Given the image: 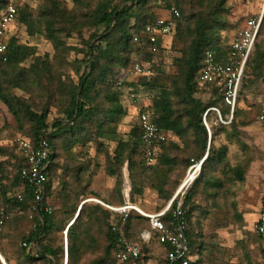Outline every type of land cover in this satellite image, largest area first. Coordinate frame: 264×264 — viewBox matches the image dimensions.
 Segmentation results:
<instances>
[{
    "label": "trees",
    "instance_id": "trees-1",
    "mask_svg": "<svg viewBox=\"0 0 264 264\" xmlns=\"http://www.w3.org/2000/svg\"><path fill=\"white\" fill-rule=\"evenodd\" d=\"M10 1L0 0V15ZM157 1L73 0L74 6L69 8L63 0H47L37 16L17 3L16 21L26 27L29 37L41 35L49 40L55 53L51 59L47 54L41 56L35 45L22 44L17 35H11L6 59L0 58V119L5 114L12 116L18 131L34 144L43 137L48 139L52 154L47 169L44 200L37 205L34 201V187L21 175L22 167L26 164L24 157L18 153L19 163L9 169L8 161H5L10 157L6 152L8 150L0 145V155L6 156L0 162V208L8 205L14 212L0 229V252L8 264L11 262L2 244L4 239L15 246L16 254L20 257L17 264H63L66 247L63 230L71 221L67 230V264H81L86 255L98 253L102 255H97L90 264H118L116 254L123 247L121 233L127 239L141 244L142 260L149 258L151 243L142 239V232L151 230L147 217L135 209L119 213L101 203L81 204V196L87 198L86 190L92 180L90 176L83 185L80 184V176L89 173L92 165L91 159H85L89 158L88 147L91 143L98 145L106 154L107 172L116 178L117 200L103 201L115 207L127 203L123 167L128 161L130 202L140 206L145 189L150 188L162 202L156 212L166 208L181 185L185 172L193 165L192 160L202 158L207 152L201 171L198 175V170V177H195L196 180L194 178L183 204L190 256H199L195 261L191 260L190 264H202L200 255L203 247L198 242V233L193 229L192 222L196 213H203L198 199L202 197L207 203L211 199L216 200L224 193L227 185L245 181L252 161L241 127L248 123L244 119L241 121L242 117H246L243 108L235 107L233 121L224 127H217L214 119L218 114L213 108L219 109L221 117L228 120L231 107L225 103L224 93L216 83L201 84L198 80L207 51H213L219 60L224 61L232 50L231 44L228 47L222 45L219 36V32L229 28L228 22L223 19L227 13L226 0H161L163 8L175 6L179 9L181 16L177 20L176 29L171 35L159 37L155 43L140 46L134 37L141 35L147 25L159 17L154 11V6L158 5H152V2ZM194 4L197 10L190 13ZM85 9L89 13L82 15L81 11ZM85 29H89L90 35L85 49L81 51L84 57L80 64L84 67L76 68L78 81L75 82L62 76V69L76 64L69 61L71 52L78 51L67 39L75 33L82 34ZM180 29L184 31L176 35ZM262 33L264 16L254 50L245 66L236 106L243 101L241 95L245 89L259 87L261 84L264 87V40L258 39ZM169 38H172L170 42ZM168 44L171 47L180 45L178 50L181 55L174 60L176 73L172 75L165 74L158 61ZM136 62L153 63L154 75L149 80H138L136 84L122 81V86L118 85L119 80L112 81L92 75L102 64L128 69ZM126 86H131L132 91L137 93L156 92L150 110L156 124L169 137L159 143L160 154L150 164L145 160L139 123L125 135H121L118 130L120 122L127 115L121 104ZM14 89L39 97L40 104L16 95ZM52 108H57L58 112L53 120L50 119ZM205 121L211 130V142ZM2 128L0 123V131ZM218 135L225 137V142L219 147L215 144ZM172 136H177L180 143L170 139ZM57 142L68 160L64 169L75 178L76 189L79 190L74 196L76 189H72L68 181L61 182L57 193L62 197V207L58 211L48 201L53 195L52 178L57 171ZM109 142L116 143L113 152L110 151ZM234 145L239 146L242 158L232 165L228 159L231 146ZM79 146L85 151L84 155L80 156L76 152ZM76 164L78 167L69 168V165ZM219 172H222L223 177ZM18 192H22L23 201L17 198ZM47 205L51 206V212L45 211ZM176 205L174 202L162 217L167 225L172 223ZM24 222L32 224L27 231L24 230ZM134 225L140 226L137 238L130 235ZM115 226L119 232L113 231ZM158 234L154 233L157 242ZM258 238L261 241L259 234ZM24 242H36L38 255H35L34 249L25 247Z\"/></svg>",
    "mask_w": 264,
    "mask_h": 264
},
{
    "label": "rangeland",
    "instance_id": "rangeland-1",
    "mask_svg": "<svg viewBox=\"0 0 264 264\" xmlns=\"http://www.w3.org/2000/svg\"><path fill=\"white\" fill-rule=\"evenodd\" d=\"M46 1L47 0H18L21 7L26 8L35 16L38 15L40 7ZM63 1L67 3L69 8L74 6L73 0ZM161 3V0L152 2L153 6L158 5L154 6V11L157 16H162L169 10L163 8ZM225 6L227 13L224 15L223 19L228 22L229 28L219 32V36L221 38L222 45H224V47H228L236 33L244 26L247 19L259 16L261 14L264 16V0H226ZM196 10L197 5L194 4V8L189 11L190 13H194ZM81 13L82 15H85L88 14L89 11L88 9H85L82 10ZM183 31L184 30L182 29L177 30L176 35H180ZM13 32H15V35L19 37V40L22 44L35 45L38 49L39 55L45 56L47 54L49 55L50 59L54 55L55 49L49 40L41 35L29 37L26 33V27L20 24L18 21L13 23ZM89 35V29H85L82 34L75 33L73 37L67 39V42L70 45L78 48V51H72L69 57V61L76 64L74 66L69 65L62 69V76L64 78L73 80L75 82L78 81L76 68L81 66L83 69L84 67V65L80 64L81 59L84 57V54L81 51L85 49V43L88 41ZM171 39L172 38H169L168 42H170ZM258 39L264 40V34L262 33ZM179 47L180 45L175 47L172 45L171 47L168 44V47L160 54L158 61L160 62L159 65L161 66V69L165 71V74L172 75L176 73L174 60L176 57L181 55L180 51L178 50ZM126 70L127 69H123L118 66H106L102 64L94 70L92 75L112 81H118L120 79L126 80L128 77H134V75L127 76ZM134 79L149 80L150 78L139 77ZM13 92L18 96L30 99L32 101L34 100L35 103L40 104L41 99L37 96H30V94L20 89H14ZM263 93L264 87L262 84L259 87L245 89L244 93L241 95L243 101L241 103L238 102L236 106V108H243L246 117H242L241 121L244 119L245 121L247 120L248 123L247 126L241 127L243 139L250 148L249 157L252 161L245 181L227 185L224 193L220 195V197L216 198V200L211 199L207 203L202 197H199L198 199V203L201 205L203 213H196L192 219V222L193 229H195L196 233H198V242L203 247V253L200 255L202 264H262V242L258 238L257 221H252L251 219L252 217L259 219L263 205L262 203L264 202V122H261L258 118L260 100L263 97ZM145 94L153 98V96L156 95V92L143 91L141 93V95ZM125 102L126 101H124L122 96L121 104L127 109L128 116L123 118L120 122L118 130L121 135L127 134L130 128L133 126H138V117L134 104L131 103L133 108L131 107L132 109L129 111ZM57 114V108H52L50 119L53 120ZM217 114L218 117L214 119V123L217 127H224L229 124L221 123L220 114L218 112ZM233 118L231 122L233 121ZM226 121H229V119ZM0 123L3 127L0 131V136L2 138L0 145L5 146V148L8 150L6 152L10 157L5 161H8L7 167L10 169V167H14V165L19 163L18 152L16 151L15 145L12 143L13 139L17 135L25 134L18 131L16 121L10 115L5 114L4 117H1ZM170 139L180 143V139L177 136H172ZM224 142L225 137L222 135H218L215 139V144L217 147L221 146V144ZM109 143L110 151L113 152L116 147V143ZM57 145V171L56 175L52 178L54 190L53 195L48 198V201L49 204L58 211L62 207V197L57 193L61 187L60 183L63 181H68L71 184L72 189H76L77 185L75 183V178H72L71 175L65 171L64 167L68 165V160L59 149V143ZM239 149L240 148L237 145L231 146V154L228 159L230 164L234 165L242 158L241 151ZM88 151L89 158L85 159L92 160V165L89 171L91 174L86 173L81 175L80 184L83 185L90 176H92V180L90 186L86 190L88 193L87 198L84 199L83 196H81V204L85 202H88V204L98 203L93 200L94 198L100 199L101 201H103V199L112 201L117 200L116 178L112 177L107 172L106 154L102 152L95 143H91V145L88 147ZM76 152L79 153L80 156L84 155L85 153L81 146L76 148ZM205 156H207V152L202 158L192 160L193 164L200 162ZM4 159H6V156L0 155V162L4 161ZM126 163H128V161H126ZM126 163L123 167L125 182L127 174L130 179L129 163L127 169ZM74 167H78V164L69 165L70 169H73ZM189 168L185 172L179 188L185 182H187V184L191 183L192 181L194 182L193 173L196 167L190 171L189 176L187 177ZM219 174L223 177L222 172H219ZM188 189L186 190L185 188L184 191L187 193ZM150 190V194H145L146 191ZM78 191L79 190L76 189L73 192L74 196L78 194ZM92 192L98 195V197ZM141 200L142 204L140 206L137 204L134 205H137L144 212L154 211L162 203L157 198L155 191L150 188L145 189L144 197ZM25 225V231L32 227L31 223H25ZM139 231L140 226L134 225L133 229L130 231V235H132L134 238H137ZM2 244L4 245L3 247L6 249L7 253L11 252L13 256V259L10 257L11 263L17 264L20 257L16 254L15 246L7 239L2 240ZM0 254L3 258H5L1 252ZM97 255L100 256L102 254L98 253ZM97 255H86L81 264H90V262L94 260ZM1 259L2 258H0V261L3 262ZM160 263H166L164 257ZM2 264L5 263L3 262Z\"/></svg>",
    "mask_w": 264,
    "mask_h": 264
},
{
    "label": "built area",
    "instance_id": "built-area-1",
    "mask_svg": "<svg viewBox=\"0 0 264 264\" xmlns=\"http://www.w3.org/2000/svg\"><path fill=\"white\" fill-rule=\"evenodd\" d=\"M18 0H11L5 11L0 15V58L6 59V51L8 40L10 38V27L16 21L18 8ZM181 16L179 9L175 6L171 7L167 14L159 16L154 23L147 25L141 35L134 37V41L140 46L147 43H155L159 37L171 35L177 25V20ZM263 14L246 20L244 26L234 36L231 52L224 61L219 60L213 51H207L205 56L204 67L200 71L198 80L201 84L216 83L224 93L225 103L231 107L229 121L224 120L220 115V121L228 124L233 118L237 98L244 77L246 63L254 50L256 38L259 34ZM127 76L152 77L154 75V65L150 62H136L126 70ZM119 86H122V80H119ZM124 90V89H123ZM142 93V92H141ZM134 91L129 92V100L134 104L138 123L141 131L142 141L145 146V160L147 163H153L159 156V143L168 139V133L159 128L156 124L154 115L151 112L152 97L145 94L141 95ZM2 106V94L0 90V108ZM220 114L219 109L213 108ZM260 120H264V97L261 101L259 112ZM208 126L207 122L205 121ZM2 140L0 136V141ZM16 151L24 157L26 164L22 167L21 175L34 187L35 203L38 205L44 200L45 184L48 180L47 169L51 162L52 148L50 142L46 138H42L37 144L24 135H17L12 142ZM206 156L198 163L200 165ZM201 168V167H200ZM193 183L185 182L174 194L165 209L160 212L149 213L142 211L137 205L127 202L122 206L115 207L108 205L100 199L94 198L95 202L101 203L119 213H127L130 209H135L142 215L147 217L151 224V230L142 232V239L150 243L154 240V233L158 232V241L162 243L166 249V259L169 264H190V243L187 235V218L184 209L185 191ZM1 188V180H0ZM20 201L24 200L22 192L17 193ZM176 202V208L173 210V219L170 225L163 221L162 217ZM51 206L47 205L45 211L51 212ZM19 212H22L21 210ZM13 211L8 205H2L0 208V229L5 222L12 217ZM72 221L70 222V224ZM69 224V225H70ZM69 225L63 231L65 236V257L63 264L68 263L67 250V230ZM114 232H119L118 227H113ZM257 232L261 237L263 255L262 264H264V203L261 208L259 219L257 222ZM120 240L123 242L122 250L116 254L118 264H142L141 244L137 241L127 239L122 233ZM24 246L28 249H34L35 255H38V244L36 242H24Z\"/></svg>",
    "mask_w": 264,
    "mask_h": 264
},
{
    "label": "crops",
    "instance_id": "crops-1",
    "mask_svg": "<svg viewBox=\"0 0 264 264\" xmlns=\"http://www.w3.org/2000/svg\"><path fill=\"white\" fill-rule=\"evenodd\" d=\"M167 14V13H166ZM165 15V14H164ZM11 35H15V32H13V24L11 25L10 27V33H9V36L11 37ZM134 78H139V76H134V77H128L126 78V80L124 79H120L122 81H127V83H132V84H136L138 82V79H134ZM132 91V87L130 86H126L123 90V98H124V101H126V106L128 108V110L130 111L133 107L131 105V102L129 100V92ZM143 92V91H142ZM124 107V106H123ZM132 107V108H131ZM125 108V107H124ZM126 109V108H125ZM127 111V109H126ZM128 116V112H127V115L125 117ZM124 117V118H125ZM132 128H130L131 130ZM130 130L128 131V133L130 132ZM205 160V159H204ZM151 190L150 191H146L145 194H150ZM127 193V186L125 187V194ZM152 194V193H151ZM127 197V195H126ZM128 197H127V202H128ZM130 202V201H129ZM168 205V204H167ZM141 209V208H140ZM142 210V209H141ZM156 210L154 211H149V213H155ZM252 221H257L258 222V219H256V217H252L251 219ZM148 243V242H147ZM151 243V249H152V252L150 254V256H148L149 258L143 260L142 264H168L167 261L166 263H160L162 258L164 257L165 260H166V249L164 247V245L162 246L161 244H159V242L153 240L150 242ZM9 258L11 257L13 259V256L11 254V252L7 253ZM191 254V253H190ZM165 255V256H164ZM191 260L195 261L197 259V255H191ZM11 262V261H10ZM8 263V262H7ZM1 264V263H0ZM11 264H14V263H11Z\"/></svg>",
    "mask_w": 264,
    "mask_h": 264
},
{
    "label": "water",
    "instance_id": "water-1",
    "mask_svg": "<svg viewBox=\"0 0 264 264\" xmlns=\"http://www.w3.org/2000/svg\"><path fill=\"white\" fill-rule=\"evenodd\" d=\"M208 129H209V126H207ZM209 132H210V142H211V139H212V134H211V130L209 129ZM204 161L201 162V164L199 165L200 167L202 166ZM127 166H128V163H126V169H127ZM126 186H127V197H128V200L130 201V190H131V184H130V179L128 177V174L126 175ZM0 258H2L1 260H3V262L5 264H8L7 263V260L5 258L2 257V255L0 254Z\"/></svg>",
    "mask_w": 264,
    "mask_h": 264
},
{
    "label": "bare ground",
    "instance_id": "bare-ground-1",
    "mask_svg": "<svg viewBox=\"0 0 264 264\" xmlns=\"http://www.w3.org/2000/svg\"><path fill=\"white\" fill-rule=\"evenodd\" d=\"M195 166H196L197 168L194 169L193 179H194L195 177H196V178L198 177L199 172H200V170H201L200 166H198V165H195ZM195 166H194V167H195ZM194 167H193V168H194ZM193 168H192V169H193ZM192 169H191V170H192ZM191 170H190V171H191ZM198 170H199V172H198V175L196 176ZM189 173H190V172H189ZM189 173H187V177L189 176ZM187 177H186V178H187ZM196 178H195V180H196ZM142 211H143V210H142ZM1 262H2V261H1ZM2 263H3V262H2Z\"/></svg>",
    "mask_w": 264,
    "mask_h": 264
}]
</instances>
